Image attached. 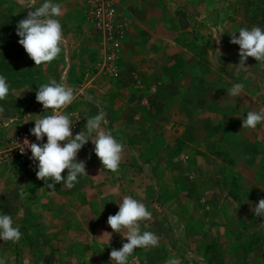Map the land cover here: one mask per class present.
Instances as JSON below:
<instances>
[{
	"label": "crops",
	"instance_id": "0c3cea01",
	"mask_svg": "<svg viewBox=\"0 0 264 264\" xmlns=\"http://www.w3.org/2000/svg\"><path fill=\"white\" fill-rule=\"evenodd\" d=\"M8 1L14 5L20 2ZM30 2L21 6L26 16ZM43 2L36 0L35 6ZM53 2L62 7L57 19L63 29L55 71L44 75L27 71L0 73L10 89L7 98L0 100V157L16 130L38 115L52 113L37 102L38 85L60 79L67 72L72 81L65 84L71 86L76 98L65 109L77 111L84 118L73 135L84 129L88 117L103 113L107 130L118 141L132 142L124 144V151L130 150L138 165L120 164L117 172L125 176L112 178L114 172L102 165H89L84 159L97 157L95 145L89 140L77 154L88 174L79 176L73 187L62 181L49 188L37 178L38 168L0 161V214L11 215L14 226L34 238L47 264H115L110 252L112 248L120 249L126 238L114 232L107 220L119 211L118 203L124 196L140 200L152 213L150 220L140 222L142 232L152 231L158 237L177 235L175 222L160 211L152 193L158 191V185L144 179V162L139 158L151 156L149 146L141 143L145 139L144 126L152 131V145L173 154L179 165L176 180L160 185L163 192L176 190L173 196L178 200L180 190H188L186 182L191 172L193 180L199 181L192 188L197 194L194 203L219 206L212 214L214 218L223 220L231 210L242 215L246 205L255 204L230 197L225 173H264V162H260L264 157V146L260 147L264 122L242 129L248 111L264 108V97L258 100L264 85L251 82L260 78L255 58L245 62L247 69L237 66L239 45L230 42V33L237 31L239 36V32L222 17L226 13L223 2L120 0L118 17L126 32L116 77L79 64L95 63L103 55L101 38L84 17L85 0ZM213 29L223 32L219 41L213 40ZM235 83H242L244 88L233 97L227 89ZM225 155L233 158L232 163L224 161ZM62 175H67V169ZM105 232L112 233L110 242V234ZM0 243L1 253L5 241L0 239ZM8 251H12V261L5 264H16V247ZM249 252L248 264H264V238L254 242ZM161 253L160 246L137 248L128 257V264H164Z\"/></svg>",
	"mask_w": 264,
	"mask_h": 264
},
{
	"label": "rangeland",
	"instance_id": "374dc122",
	"mask_svg": "<svg viewBox=\"0 0 264 264\" xmlns=\"http://www.w3.org/2000/svg\"><path fill=\"white\" fill-rule=\"evenodd\" d=\"M18 1H20L18 2L19 5L11 4L8 0H3V3L0 4V73L27 71L34 75L42 72L44 75L55 71V60L35 66V62L26 53L24 47L19 44L20 37L16 32L17 23L26 17V14H23L21 6H24L28 0ZM221 2H223L224 9L226 10V13L222 17L228 23L235 25L234 27L237 30L242 27L251 29L253 26H259L264 29V0H221ZM7 11H9V14L6 13ZM6 14L7 16H5ZM230 18L232 22L229 21ZM87 22L90 23L88 20ZM94 62H80L79 64L93 71L99 70L103 74L100 68L102 57L99 56L98 61L95 59ZM257 71L260 78H256L255 81L252 80L251 82L263 86L264 62H259ZM103 75L107 76L106 74ZM50 76L54 77L55 74ZM55 80L60 82L61 78ZM69 80L71 82L72 78L69 79L66 72L63 82L67 84ZM263 97L264 89H262V94L258 97V100ZM252 102L255 105L257 104L256 100ZM102 127L107 130L106 124H103ZM142 129L144 131L143 138L146 140L144 139L141 143L149 146L148 152L151 155L145 157V159L139 158L141 162H144V164H141L145 168L144 179L147 183L150 182L158 185V191L152 192L155 195L157 206L161 209L160 211L170 215V219L175 222L177 229L176 236L159 237L158 246L163 251L161 259L165 262L169 258H176L180 264H248V259L251 255L249 251L252 244L259 240L262 241L264 238V216L258 217L252 210L253 206L258 204L261 198H264V190L261 189V187H264V173H248L247 170H244L241 174L226 172L230 197L234 201H251L255 202V204L246 205L242 215L239 212L231 210L230 212L232 213L226 216L223 219L224 221L222 218H214L212 214H214L215 209L219 206L215 204L213 208L201 203H194L197 194L195 191H192V188L194 184L197 186L199 181L193 180L191 172H188L189 175L187 176L186 185L189 186L188 190L187 192L180 190L182 195L178 200H175L173 196L176 190L166 189L163 192L160 185L163 183L166 185L172 184L176 180L175 170L179 168V165L173 154H170L168 151L163 153L160 148L152 145V138L150 137H153V134L150 129H147L146 126L142 127ZM119 142L123 145L132 144L128 140H120ZM157 142L154 143L158 144ZM263 146L264 140H261L260 147L263 149ZM154 152L155 154L152 155ZM220 152L226 151L220 150ZM131 155L133 156L130 150L126 149L123 151L120 164L124 166L138 165L136 158H132ZM223 157L224 161L229 164L232 163V157L226 155ZM84 159L88 161L89 165H102L98 157L88 156ZM180 160L184 161L186 158L181 157ZM260 162L263 164L264 157H260ZM35 168L37 169V167ZM108 176H110V173H108ZM124 176V172H114L111 174L112 178L118 180ZM149 186L151 187V185ZM20 231L22 235L18 242L5 241L3 244L5 250L0 253V259L8 262L13 256L12 251L8 250H12L15 246L16 264H47L48 262L42 258V253H40V246L35 245L37 242L34 238L26 236L23 230L20 229ZM77 248L82 249L80 246H77Z\"/></svg>",
	"mask_w": 264,
	"mask_h": 264
},
{
	"label": "clouds",
	"instance_id": "9594fccd",
	"mask_svg": "<svg viewBox=\"0 0 264 264\" xmlns=\"http://www.w3.org/2000/svg\"><path fill=\"white\" fill-rule=\"evenodd\" d=\"M35 4L36 0H31L26 6L29 9L27 16L18 21L16 32L20 37L19 44L35 62V66H40L57 59L62 51L63 29L57 19L62 15V7L53 0H44L39 7ZM236 32L230 33V42L239 45L240 62L237 66L247 69L245 62L249 57L255 58L257 62H264V29L259 26H253L251 29L242 27L238 30L239 36ZM222 33L213 29V40L219 41ZM215 50L220 58V49ZM243 88L242 83H235L227 89V94L238 96ZM9 91L6 77L0 75V100L6 99ZM75 98L74 90L63 83V77L61 82L50 79L49 82L38 85L36 100L45 110L51 109L52 114L38 115V118L34 119L35 126L30 131L37 141L43 142L46 136L47 142H30L25 137L23 147H20L22 153L25 149L31 150V159L38 161L37 178L45 181L49 188L62 181L68 187H73L79 176L88 174L85 162L78 161L77 154L89 140L95 145V154L103 168L117 172L120 167L124 145L111 131L102 127L106 123L103 113L88 117L84 129L73 135L74 122L70 114L61 110L71 105ZM2 111L0 108V112ZM78 120L80 119L76 121ZM261 122H264V108L248 111L246 117H243L242 129L255 128ZM66 169L67 175H62ZM261 189L264 190V187ZM118 205L119 211L109 215L107 223L114 232L121 233L126 242L120 249L112 248L110 259L115 261V264H128V257L135 249L156 247L159 245V237L152 231H141L140 222L152 218V213L143 202L132 196H124ZM252 210L256 216H264V198H261ZM109 234L110 242L112 233ZM21 235L19 226H14L13 217L0 214V239L18 242ZM0 264H5V261L0 259ZM164 264H178V260L169 258Z\"/></svg>",
	"mask_w": 264,
	"mask_h": 264
},
{
	"label": "built area",
	"instance_id": "2783aa9c",
	"mask_svg": "<svg viewBox=\"0 0 264 264\" xmlns=\"http://www.w3.org/2000/svg\"><path fill=\"white\" fill-rule=\"evenodd\" d=\"M120 0H85V18L88 20L95 33L101 38L103 49L102 62L100 68L103 74L116 77L119 75L118 59L122 49V43L125 38L126 28L118 17V3ZM64 78V75H63ZM64 113L70 114L73 120V133L76 132L84 123V118L77 111L68 109L61 110ZM52 114V113H51ZM77 119H80L76 121ZM35 126V122H28L12 135L2 151L0 161L3 163H17L28 167H37L38 161L31 159V150L25 149L21 152L20 147H23L25 137L30 142L46 143L37 141L36 137L31 134V129ZM63 143V142H62Z\"/></svg>",
	"mask_w": 264,
	"mask_h": 264
},
{
	"label": "trees",
	"instance_id": "16d2710c",
	"mask_svg": "<svg viewBox=\"0 0 264 264\" xmlns=\"http://www.w3.org/2000/svg\"><path fill=\"white\" fill-rule=\"evenodd\" d=\"M1 3H3V0H0V4ZM10 8V7H9ZM6 13H8L9 14V11H7ZM5 16H7V14L5 15ZM13 18V17H12ZM14 19H16V18H14ZM12 21H14V20H12Z\"/></svg>",
	"mask_w": 264,
	"mask_h": 264
},
{
	"label": "water",
	"instance_id": "95a60500",
	"mask_svg": "<svg viewBox=\"0 0 264 264\" xmlns=\"http://www.w3.org/2000/svg\"><path fill=\"white\" fill-rule=\"evenodd\" d=\"M181 20H182V22H184L186 24V21H185L183 16H181Z\"/></svg>",
	"mask_w": 264,
	"mask_h": 264
}]
</instances>
